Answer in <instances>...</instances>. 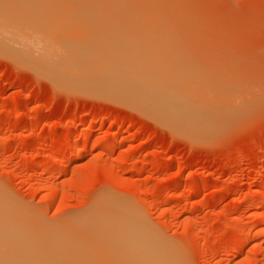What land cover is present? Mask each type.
<instances>
[{
  "label": "rangeland",
  "instance_id": "1",
  "mask_svg": "<svg viewBox=\"0 0 264 264\" xmlns=\"http://www.w3.org/2000/svg\"><path fill=\"white\" fill-rule=\"evenodd\" d=\"M86 1L82 18L46 4L39 17L103 20L90 36L117 45L118 68L177 90L185 76L197 91L179 95L207 115L165 121L0 52V217L25 226L37 264L125 263L119 249L140 253L144 235L168 264H264V0Z\"/></svg>",
  "mask_w": 264,
  "mask_h": 264
},
{
  "label": "bare ground",
  "instance_id": "2",
  "mask_svg": "<svg viewBox=\"0 0 264 264\" xmlns=\"http://www.w3.org/2000/svg\"><path fill=\"white\" fill-rule=\"evenodd\" d=\"M62 1L64 2L65 0H0V52L4 53V55H8L9 57L13 58L17 62H21V63L27 65L28 67L34 69L37 72L43 73L48 78L52 79L53 81H55L56 83H58L60 85H65V86L68 85L69 87H73V88H82L83 87V88L87 89L88 91L93 90L96 93L102 92L104 94L105 92H109L110 94H112L114 96H118L119 98H121V97L126 98L130 102L135 100L134 104H136V102H137L141 106V108L143 107V108L149 110V112H153L162 120L169 118L168 119L169 121L171 120V122H176V123L179 122L180 124L185 125V126L190 125L192 123H195L194 120L199 116L198 115L199 113L195 114V109L191 110L193 105L190 106V103L193 102L192 104L195 105L193 108H195L196 107V99L194 101L193 100L190 101L191 98L189 99L188 97L193 96L190 94V92L194 93V91H197V87L195 86L196 90H193L194 88L190 89V87L188 86L189 83L188 84L186 83L187 80L185 78H183L185 76H182L181 71H180V75L182 76V81H177L178 78H177V80L172 79V81L175 80V82H180V83L186 84V85H184L186 88L181 87L182 84L181 85L177 84L178 85V87H177L178 90H177V89H171V88H173V87H171V85L175 87V85L172 83H170L171 84L170 86L167 85L169 87V88H167L164 85H161V83H159L157 81H154V80L151 81L150 79H148L149 80L148 81L147 78L146 79L140 78L138 76L131 74V71L128 70L129 69L128 67H127V69L126 68H122V69L118 68V64L113 63V62H115V63L119 62L120 63L119 58L122 57V56H118L119 53H117L118 52V48H116L117 45L115 46V43H114V46L111 48V50L107 51L106 49H104L105 51H107V52H105L104 50H101V49H102L103 45H105V46L109 45L110 46L108 41L110 42L111 40H108L107 42L103 41V40H101V41L98 40L97 37L102 32H100L98 34L95 33L96 38H95V36H90L91 34L94 33V31H93V33H91V31H92V29H94L93 28L94 23H97L95 21H97L98 19L95 21L93 20L94 22L92 21L93 23H90L92 18L90 19V21H85V18H83L84 21L79 20V19L70 20V21H55V20L52 21V20H42L44 17L43 18L39 17L40 14L42 13V11H45V9H43V8H45L44 7L45 4H46L45 6L49 5V6H47L48 12H50L51 10L54 11L55 8L57 9L56 6H58L59 8H61V7L63 8L62 11L64 9H66V11L68 13L65 12V14H67V15L70 14V15H72V17H75V14H76L77 15L76 17L82 18L83 16H86L89 13V11L86 8L84 10V8L82 7L85 3V0H83L82 4L80 2L76 3L74 0H70V1H72L71 3H73V4H71L70 2H68V3L64 2V4L61 6V4L58 2H62ZM76 1H79V0H76ZM91 1L93 2V0H91ZM99 2H102V1H99ZM66 4H67V6H66ZM68 4H71V5H68ZM74 4L79 5V7H82V8L80 9L76 6H73ZM88 4H89V6H91L90 3H88ZM50 5H53V6L56 5V6H54L52 8V6H50ZM94 5L91 7L92 10L94 8H96V11H97L98 8L94 7ZM89 6H86V7H89ZM86 10L88 13L86 12ZM52 13L54 14V12H52ZM56 13H58V12H56ZM60 14H62V13H60ZM98 14L100 15V13H98ZM106 14L107 13H105V15ZM41 15L44 16V14H41ZM48 16L50 17V14ZM91 16H92V14H91ZM106 16H109V14ZM97 17H99V16H97ZM98 21H100V20H98ZM101 21L103 23V20H101ZM101 21L98 23L99 25L101 24ZM104 22H106V21H104ZM108 23L110 24L111 22H107L105 24L108 25ZM105 24H104V26H106ZM113 24H115V22ZM120 25H122V24H120ZM126 25H128V24H126ZM112 26L113 25H111V27ZM103 27H101V28L99 27V29H101L102 31L107 29V28L104 29ZM111 27H109V25H108V28L113 29ZM113 27L121 30L119 25L116 26V24H115V26H113ZM116 29H114V32H113V30H111V34L116 33L117 32V31L115 32ZM94 30H95V32H97L96 29H94ZM129 30H130V28L128 29V31ZM136 30L137 29H135L134 31L136 32ZM122 31H123V29H122ZM104 33L110 34L109 32L107 33V31ZM133 33L134 32L132 31L131 34H133ZM123 34H125V32ZM126 36L127 35H125V36L122 35L123 39H125L124 37H126ZM105 38H107V37H105ZM111 38H114V37H111ZM119 40H121V39H119ZM114 42H116V41H114ZM116 44H118V43H116ZM136 45L137 44H135V46ZM118 46H119V44H118ZM138 46L140 47V45H138ZM124 51H125V49H124ZM117 57H119V58H117ZM125 59H126V57H125ZM98 60H100L103 63H96V61H98ZM116 60H119V61H116ZM121 61L125 62L124 59H121ZM157 61H159V60H157ZM124 62H122V63H124ZM131 62H132V60L131 61L129 60V62L124 63V64H129ZM133 62H135V61H133ZM110 63L114 64L115 66L117 65L116 66L117 68H114L115 66L112 67L110 65ZM159 63H161V62H159ZM167 63L165 66L167 68H169V64L167 65ZM96 64L99 66L96 67ZM131 66H134V65H131ZM154 66H157V65H154ZM120 67H122V66H120ZM136 67H137V65H136ZM171 67H173V65H171ZM119 69H120V71H119ZM138 69L139 68H137V70ZM143 70H145V68L142 69V71ZM153 70L155 71V69H153ZM160 71H158V72H160ZM177 71H179V70H177ZM162 72L163 71H161V73ZM171 72H172V70H171ZM173 72H175V70ZM173 72L172 73L169 72V73L172 75V74H174ZM140 73L141 72H139V74ZM71 74H73V75L71 76ZM174 75L176 77H178L176 73ZM174 75H172V76L174 77ZM144 76H147V75H144ZM67 78H68V80L71 79L70 81H73V83L68 82L66 80ZM164 78H165V76H164ZM166 78L168 79V77H166ZM171 78H170V80H171ZM153 79H155V77ZM157 79H159L161 81L162 77L161 78L157 77ZM162 81L165 82L166 80H162ZM183 81H185V83ZM151 82H153V83H151ZM167 82L168 81H166L165 83H167ZM169 82H171V81H169ZM198 83H200V82H198ZM191 85H193V84H191ZM197 85H199V84H197ZM201 86L203 87V85H201ZM187 87H189V88H187ZM162 88H165V89L167 88L170 90L167 91L166 93H163ZM179 88L180 89L182 88L181 91H183L185 93L187 91V93L185 95L186 96L188 95V97H186L185 100L182 99V97L180 96V95H183L184 93L182 94V92L179 91L180 90ZM185 89H186V91H185ZM200 89H203L202 91H205L204 88L200 87ZM190 90H193V91H190ZM178 92L180 93V95ZM197 93H200V92H197ZM204 93H203V95H204ZM105 94H108V93H105ZM195 96L197 98L199 97L196 94H195ZM187 99H189L190 103H188V101L186 102ZM205 99H207V97ZM199 100H201V99L199 98ZM207 101H208V103H209V101L212 102V100H210V99ZM202 103H203V101H202ZM204 103H206V102H204ZM198 106H199V104H197V107ZM207 106H209V105H207ZM202 107L203 106H201V109H202ZM211 108L214 109L213 107H211V104H210L209 109H207V112L210 111ZM202 111H205V110H202ZM202 113H205V112H201L200 116H202V117H203V115L204 116L207 115V114H202ZM200 116H199V119H200ZM198 121H200V120H198ZM201 123H200L199 128L201 126H203V125H201ZM193 127H194V124H193ZM196 128L197 127L193 128V129H196ZM198 130H200V129H198ZM87 138L89 139V137H87ZM92 139H93V137H92ZM108 146H110L111 148H114V145L113 146L108 145ZM259 202L260 201H254V202L249 203L248 205L249 206H255V205H258ZM3 211H4V209H3ZM1 216H3V215H1ZM21 224L22 223L14 221L12 219H8L7 217L6 218L0 217V264H21L20 260L23 259L22 256L25 254L27 255V257H24V256L23 257L26 258L27 264H29L30 262H31V264L32 263L37 264V263H35L37 261V259L36 260L33 259L35 261L34 262L29 257V251L31 253L30 255H34V256L36 255V257L39 256V254L35 253L38 251L28 244V234L26 231L27 229H24V227H25L24 225L22 228ZM155 240H157V239H155ZM155 240H152L148 236L146 237L145 235H144V237L142 236V237L138 238L137 241H139V242H137V241L136 242L138 243V249L141 250L140 253H136L129 248L126 249V247H123L124 245H122V247L119 249V252L118 251L117 252L121 257V261L123 260L125 263L120 262V264H168V260H169L168 258H171L170 254L166 251L167 249L165 250L161 246V244H158L157 241H155ZM122 242H124V241L122 240ZM127 242H129V241H127ZM140 242H142L143 244H141ZM7 249H8V251H6ZM143 249H144V251H142ZM127 250H129V251H127ZM4 251H6L5 252L6 255L3 254ZM7 254L9 256H12V258L14 257L13 258L14 260L13 259L12 260L7 259L8 258ZM9 258H11V257H9ZM29 258L31 260L30 262L28 261ZM122 258H124V259H122ZM25 261L23 259L24 264H26ZM169 262H172V259Z\"/></svg>",
  "mask_w": 264,
  "mask_h": 264
}]
</instances>
